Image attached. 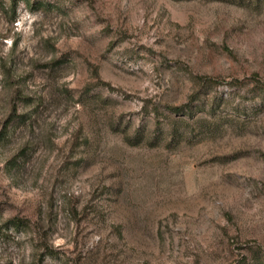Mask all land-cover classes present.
I'll return each mask as SVG.
<instances>
[{"label":"rangeland","instance_id":"1","mask_svg":"<svg viewBox=\"0 0 264 264\" xmlns=\"http://www.w3.org/2000/svg\"><path fill=\"white\" fill-rule=\"evenodd\" d=\"M0 264H264V0H0Z\"/></svg>","mask_w":264,"mask_h":264},{"label":"trees","instance_id":"2","mask_svg":"<svg viewBox=\"0 0 264 264\" xmlns=\"http://www.w3.org/2000/svg\"><path fill=\"white\" fill-rule=\"evenodd\" d=\"M188 108H189L188 104L168 107L169 111L177 115L180 114L186 115L187 113H190V110ZM9 224H13L14 226H20L22 224V221L19 219H12L9 221Z\"/></svg>","mask_w":264,"mask_h":264}]
</instances>
